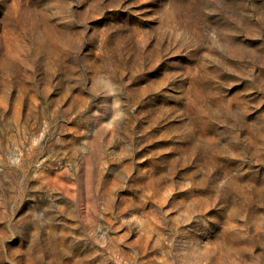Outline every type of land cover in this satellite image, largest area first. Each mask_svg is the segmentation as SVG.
I'll list each match as a JSON object with an SVG mask.
<instances>
[{"label": "rangeland", "instance_id": "374dc122", "mask_svg": "<svg viewBox=\"0 0 264 264\" xmlns=\"http://www.w3.org/2000/svg\"><path fill=\"white\" fill-rule=\"evenodd\" d=\"M0 264H264V0H0Z\"/></svg>", "mask_w": 264, "mask_h": 264}]
</instances>
